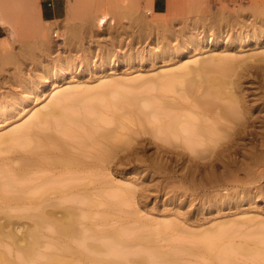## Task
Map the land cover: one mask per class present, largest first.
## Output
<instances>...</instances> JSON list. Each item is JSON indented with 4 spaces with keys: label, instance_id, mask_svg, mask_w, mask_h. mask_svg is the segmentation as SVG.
Segmentation results:
<instances>
[{
    "label": "rangeland",
    "instance_id": "1",
    "mask_svg": "<svg viewBox=\"0 0 264 264\" xmlns=\"http://www.w3.org/2000/svg\"><path fill=\"white\" fill-rule=\"evenodd\" d=\"M143 1L86 0L79 3L81 7L84 2L87 6L84 15L79 13L80 17L74 16L75 18L68 20L64 17L66 6L73 0H59V5L63 7V16L52 21L38 17L37 9L45 5L46 0H29L30 3L32 2L29 7H26L25 0H3L1 6L3 14L0 13L3 24L0 22V25L5 28V33L0 38V113L7 104L14 105V109L9 112L8 118L0 117V134L4 135L6 131L29 122L34 118V111L37 108L45 111L47 104L57 102L56 95L65 93L67 95L65 103L62 104L61 101L57 104L60 106L58 108H61L60 112L78 115L84 111L86 117L95 125L97 112L88 111L87 107L96 106L105 121L102 125L107 130H115L114 133L120 138L131 139L128 145L118 148L119 159L115 158L114 161L98 168L91 167L93 169L76 172V179L70 178L56 182L55 178H68V174L55 172L59 168L52 167V170L45 168L39 169V172L33 170L25 178L18 179L13 170L19 166L22 159L24 160L22 156L29 154L26 150H29L39 139L37 137L44 134L59 136L60 140L68 142L72 153L79 151L75 147V139L78 137L60 133L57 118H50L52 124L46 122L35 124L30 128L26 138H1L0 177L12 175V185H15L17 190L10 193L11 205L0 211V224L4 221L5 212L9 214V223L5 227L4 234L0 235V255H3V258H0V264H45L47 256L52 254L63 255L65 261L72 260L71 254L63 252L58 247L64 241L58 238L50 224L44 222L38 226L35 223V214L41 210L44 209L59 218L65 211L64 207L69 205L75 207L73 211L79 217L78 227L85 232L91 228L95 233V236L89 237L86 242L99 248L98 252H94L84 244L72 242L73 250L78 251L80 255L79 259H75V262L79 264H103L97 262L117 260L115 252L104 250L105 247L111 246L109 234L114 231H123L129 240V245L124 249L126 258H122L124 264H131V262L147 264L146 261L149 258H153L155 264H233L228 257H218L215 249H206L203 246V239L218 229L224 230L218 241V252L223 249L226 254H229L226 256H230L234 264L264 262V254L254 258L249 253L254 242L264 239V188L260 190L256 188L259 185L264 186V176H259V171L246 174L234 172L226 176V173L224 174L227 184H234L237 179L247 182L246 185H249V189L252 190L247 195L252 198H247L244 191L235 187L230 188L224 184L210 186L209 181L217 180L216 177L220 178L218 176L220 169L215 171L216 177L210 174L208 168H197L195 171L191 169L194 162H204L207 159V157L198 158L194 155L205 147L204 138L208 137V133L196 134L198 143L192 153L177 146L182 144L188 135L187 128L190 125L187 126V124L191 119L194 123L190 124L195 129L203 124L190 110L194 103L190 91H194L192 89L197 83L199 82L198 86H205L222 73H233L238 63L253 64L258 60L264 63V52L249 46L233 51L224 48L208 50L203 47L200 51L188 49L190 52H185L178 57L157 58L154 62L146 61L143 65H140L137 60L132 63L133 65L130 63L126 64L127 66L120 65L118 59L114 62L119 55L136 56L148 48H152L150 49L152 54L158 55L163 44L170 45L171 49L173 44L186 45L185 39L192 37L193 31L202 29L209 23L212 25V22L204 19L205 4H210L211 11L219 7L231 9V11L236 8H253L260 11L264 9V2L241 0L224 3L219 0H179L183 2L175 5L178 0H174L175 3L172 1L174 12L170 14L168 20L170 23H166L167 30L164 28L161 31V29L143 28L135 19L137 12L145 13L146 8H149V5L144 4ZM167 4L168 0H166V6ZM160 13L155 11L146 17L148 21L153 22L162 17ZM202 14L204 17L201 16ZM252 18L250 14L247 16L248 21ZM5 21L14 27L15 35H11ZM215 30L213 28V31ZM53 31H56V37L52 35ZM157 31H160L159 35ZM213 35L217 36L215 33ZM46 43H49V46H46ZM105 55H110L112 58L109 68L107 67L102 75L89 72L81 74L80 67L95 66ZM66 66L77 67L73 69L72 78L54 89L51 84L45 82L51 78H46L44 84L42 83L44 86H40V92H37L39 96L33 98L34 95L28 93V88L33 85V77L37 72L47 77L56 69ZM175 71L179 73V77L169 86L165 85V76L154 77L158 73L170 75ZM252 74L256 79L254 83L245 79L244 83L247 86L245 88L247 91L250 87L249 91H258L256 81L262 77L264 81V76L260 77L261 74L255 69L252 70ZM113 78H115L114 81H112ZM116 78H118L117 81L123 78L138 80L135 83L132 79L135 84L128 86L132 82L128 79L127 87L122 85L123 87L118 88L119 92L122 91L128 96L130 94H134L133 97L140 96L139 98L142 99L138 100L139 103L131 102L130 104L124 101L123 106H126V110L118 107L119 104L116 107L115 104L114 106L111 104L112 107H109L110 104L107 105L106 99L114 102L118 98L117 87L112 86L113 83H111L115 82ZM157 81L158 83L160 81V86ZM109 84L111 88H114H110L107 96L101 97L99 93L97 95L100 88H109ZM186 85L188 86L185 87ZM159 97L164 98L165 102L159 100ZM17 98L20 99V104H17ZM148 99L153 102L152 105L149 104ZM176 110L182 114L174 113ZM171 112L183 119L182 124H185L187 128L179 125L178 127L184 131L181 129L178 133H171L174 131L171 127L177 125L175 123L174 126L170 122L172 121ZM166 116L169 122L166 124L171 130L161 126L162 122H167ZM165 118L166 120L162 121ZM186 118H190V121ZM178 119H176L177 123ZM185 119L189 123L186 124ZM185 134L187 135L183 138ZM194 136L190 135L191 138ZM54 139L57 138H52ZM50 146L51 149L48 146L40 148L42 155L53 156L52 154L58 152L59 146L55 144ZM157 147L186 151L188 154L173 157L163 152L157 155L155 153ZM95 149L96 147H87L88 152H94ZM132 149L134 153L129 155ZM201 154L207 156L208 153L203 151ZM90 159L91 157L85 158L86 161ZM43 164L46 167L48 165V163ZM252 166L254 167L252 169L256 170L262 168L257 169V166ZM7 176L4 179L8 180L9 176ZM49 178L51 179L47 180ZM3 184L5 186L6 181L3 180ZM64 185H68L64 187L67 195L61 196L58 192ZM232 189L235 192H230ZM214 194H221V199L214 202ZM17 198L18 200H15ZM161 225L164 226V230L160 231ZM33 232H37L34 242L39 255L28 263L21 258V254L31 239L29 233ZM149 234L152 238L146 241L143 236ZM113 245H115L114 249L119 247L117 244ZM243 245L248 247V251L237 250ZM155 252L159 256L155 255ZM84 256L98 261L85 260ZM56 264H62V262Z\"/></svg>",
    "mask_w": 264,
    "mask_h": 264
},
{
    "label": "bare ground",
    "instance_id": "2",
    "mask_svg": "<svg viewBox=\"0 0 264 264\" xmlns=\"http://www.w3.org/2000/svg\"><path fill=\"white\" fill-rule=\"evenodd\" d=\"M83 1H86V0H73V2L69 4L67 3L66 13L64 17L70 20L74 16L80 17L79 13L84 15V12L87 9V6L84 5L85 4L84 2L82 6L85 8L81 7L80 4ZM172 1L174 0H168V4L166 6L165 12L160 13V16L162 17L160 19L157 17L159 20H155L152 22V21H148V17H146V15H149L155 12L152 8V0H144L143 1L144 4L146 3L147 5H149V8H146L145 13L135 12L136 13L135 19L138 20V23L140 26L142 25L143 28H146V29L148 28V30L149 29H157V30L161 29L162 31L164 28H165L164 30H167L166 28L168 24L166 25V23H170V21L168 22L169 16L170 14H172V12H174L173 11L174 7L172 8L173 6ZM194 1H198V0H194ZM180 2H183V1L178 0L176 3L175 1L173 3H175V5L176 4L178 5V3L180 4ZM259 2H262V0ZM24 3L26 4V7H29L32 4V2L31 3L29 2V0L28 1L25 0ZM2 4H3V0H0V13L1 14H3L2 7H1ZM78 8H81V9L78 10ZM211 10H212V7L210 6V4H205L204 13L206 14L205 15L206 17L203 16L204 14H202L201 16L204 17V19L206 18L207 21L212 22L211 23L212 25L214 23V26L209 25L210 24L209 23L207 25L205 24L206 27L202 29L199 28L198 30L193 31V33L191 34L192 37H189V38L187 37L185 39L186 45H183L184 43H177L176 45L173 44V47L171 49L170 45L163 44L161 45V49L158 55L152 54L150 50L152 48H148L146 49V51H143V53H140L139 55H136V56L131 55L129 57L127 54L125 56L119 55L116 57V59H114V62L115 60L118 59L120 65L123 66L126 64H130V63L131 65H133L132 63L135 60H137V62L140 65H143V63L146 61L154 62L155 59L157 58L165 59L171 56L178 57L184 54L185 52H190L188 49H191L193 51L195 50L200 51L203 47L207 48L208 50L224 48L225 50L233 51L237 48L249 46L250 48L259 49V51L264 52V9L257 11V10H254L253 8H248V9L247 8L237 9L236 8L231 11V9L226 10V8L223 9L219 7L215 11H211ZM37 13H38V17L42 18L40 14V8L37 9ZM249 14L250 16L252 15L253 17L252 19H249L250 21L247 20V16ZM56 20L58 19L57 18L52 19V21H56ZM0 22L3 24V21L1 18H0ZM4 23H6L9 26L11 35H15L14 27L8 21H5ZM213 28L216 30L213 31ZM140 29L142 30V28ZM158 32L160 31H157V34L159 35ZM214 33L217 36H214L213 35ZM52 35L56 37L57 36L56 31H53ZM188 39L189 41H187ZM45 45L49 46V43L48 44L46 43ZM167 46H169V48H167ZM111 56L105 55L103 59L100 60V63L95 66L89 65L85 67L84 65L80 67L81 74L84 75L83 73L88 74L87 72H89L91 74L100 73L102 75V73L107 70V67L109 68L110 60L112 58ZM75 68L74 66L61 67V68L56 69V71H54L52 74H49L47 77L45 76V74L37 72L35 76L33 77L34 81L32 80L34 82L33 85H31L30 88H28V93L33 94L34 97L33 96L32 97L35 98L38 95L37 92H40L39 87L44 86L43 85L45 81L44 79L46 78H51L50 80H47L45 82L49 83V85L51 84V87L53 89L56 87H59L62 84V82L73 77L72 72H73V69ZM254 69L257 73L261 74V75L259 74L260 77L264 76V63H262L261 60H258L253 64H242L241 65V63L240 64L238 63L233 73L232 72H230L231 74L222 73L221 76L213 78L210 84L208 83L209 85L207 84L205 86L204 85L198 86L199 82L197 81L198 83L196 87L192 89L194 91H190V96L192 97V100L194 102L193 108L190 107V110L196 116H198V119H200V121L203 123L202 126L198 127V129L196 128L197 130L195 129V127H193V125L190 124L193 121L192 119L190 121V118H186L187 120L189 119L190 123L189 121H186L185 119L186 124L187 122L189 123L187 124V126L188 125L191 126L190 130H189L190 126H188L187 128L185 124H182L183 119L179 116L182 113H180L179 110H176L174 112V113H179V115L174 114V113L173 115L171 112V115L173 117L171 116L172 121H170L174 126H175V123L177 124L176 127H171V129L174 128V131H171V133H178V131L182 129V128L180 129L178 125L181 127L185 126L184 128H187L188 131L185 130V132L187 131L188 135L187 134L183 135V138L186 135L188 136V138L186 136L182 144L177 145V146L182 147L184 150H186L189 153H192L193 148H196L197 146L198 141L196 140V136H197L196 134L198 133L199 135V133L201 132L208 133L207 135L208 137L204 138L205 147L201 150H198L196 154L194 155V157H198V158L207 157V159L204 162H199V161L194 162L191 165L192 166L191 169L193 171H195L197 168L199 169L208 168L209 171L211 172L210 174L216 177L214 173L217 169H220L218 173V176L220 178L216 177L218 181L215 179H212L211 181H209V185L214 186V187L218 185H223V184L228 185L230 186V188L235 187V188H238V190L244 191L246 195L249 191H252L249 189V185H246L247 182L242 181L241 179H237L234 184H227L225 183L224 178L227 174H232L234 172L238 174H242V173L246 174L252 171H259L258 175L264 176V81H262L263 77L260 80L257 79L259 81V82L256 81L258 83V84L256 83L258 85L257 89L259 88L258 91H249L251 87L247 91L246 90L247 86L244 83L245 79H248L250 83L251 82L254 83L256 79L254 75L252 74V70ZM81 74H78V75H81ZM158 76H165V79H164L165 85L169 86L170 84L172 85V83H174L175 80H177V78L179 77V73H176V71L174 74H170V75L164 74V73H158L157 76H154V77H158ZM114 79L115 78H113L112 81H114ZM117 79L118 78H116V81H115L117 82V84H114L115 82H111L113 83L112 86L116 85L115 86L117 87L116 92H119L120 90L118 88L119 86L123 87L124 85L127 84L126 82H128V79L132 81L131 82L129 80V83L130 82L131 83L128 84V86L134 82L136 83V81L138 82V80L134 78H126L127 80L123 78L121 79V81H119L120 79L117 81ZM132 79L135 81L133 82ZM122 80L124 81L126 80V81L124 82ZM118 82L120 83V85ZM187 86L188 85H186L185 87ZM107 88L108 87H102L100 89L98 88L99 90L98 91L96 90L97 95L101 94L100 95L101 97L105 95L107 96L108 95L107 92L114 87L111 88V85H110V87L108 89ZM130 95L128 96L124 94L122 91H120L119 93H117L118 98H116V101L110 102L108 99H106L108 102L107 105L110 104L109 107L110 106L112 107V105L114 106V104H115V107L118 104L123 106L124 101L130 102V104H132L131 102L139 103V101L142 99V98H139L140 96L139 97L136 96V94H135L136 97H133L134 94L133 95L130 94ZM66 96L67 95L65 93L56 95L55 97H58L56 100L57 102L54 101L50 104H47L45 106V111H43L41 108L39 109L37 108L34 111V118H32V120H30L29 122L23 125H20L19 127L12 128V130L8 132L6 131V134L4 133V135L3 133L0 134V140L1 138L3 139L4 138L5 139L7 138L15 139V138H20V137L23 138L29 134L30 128H32V126H34L35 124H38V123L40 124V123H45V122L52 124L51 119L55 117L59 120V121L57 120V124L60 125V128H59L60 133L66 136H70V137H78L75 139L76 141L75 147L79 151L72 153L69 147L70 144L68 142L67 143L64 142V140H60L61 138L59 136H54L51 134H44L43 136H38L37 138L39 139L38 140L35 139L36 142L33 143V146L30 147L29 150H26V152H28L29 154L26 155L23 153L24 155L22 154L23 155L22 158H24V160L22 159L21 163H19V166L17 168H14L13 170L15 177H18V179L25 178L28 174L33 172V170L34 171L36 170V172H39V169H42V168L43 170L44 168L52 170V167L59 168L58 171H55V172H59L61 174H68V178H58V179L55 178L54 181L61 182V181L68 180L70 178L76 179L75 178L76 172L83 171L86 169L88 170L93 169L91 167L98 168L104 164H108L114 161L115 158L119 159L118 148H120L122 145H128V141L131 138H120L118 135L114 133L115 130L114 131L107 130L106 127L102 125L103 123H105V121L102 119L100 110L96 106L91 105L87 107L88 111L94 110L97 112L96 113L97 116L95 118V120L97 121L95 125L86 117L84 111H81V113H79L78 115L77 114L74 115L71 112H70L71 114H69V112H67L68 114L62 113L65 111L60 112L59 110L61 108H58L60 106H57V104H60L59 102L61 101H62V104L65 103L64 101L67 100ZM163 99L160 98L159 100H163ZM147 101L149 102V104L151 105L153 104L151 100L148 99ZM16 102L17 104L21 103L20 99H18ZM16 102H15V105H16ZM119 105L118 107L124 108L126 110L125 108L126 106L122 107ZM13 106L14 105L12 104L11 105L7 104V106H5L6 108L4 110L2 109V112L0 113V117L2 118L4 117V119L5 117L8 118L7 116L9 112L12 109H14ZM168 116H170V114H168ZM176 117H179L180 119ZM166 118H167V122L166 121L164 123L162 122L161 126L162 128L167 127L169 128V130H171L170 127H168L169 125L166 124V123H169L167 116ZM166 118L162 119V121L166 120ZM176 119H178V123ZM180 122H181V125H180ZM193 123L194 122H192V124ZM172 124H170V126ZM256 126L258 129L256 128ZM177 127H178V130H176ZM192 127L194 129H192ZM163 131H165V129H163ZM181 131H184V130L182 129ZM168 133H170V131ZM189 134L195 135L194 138L193 137L191 138ZM52 138H57V139L52 140ZM168 142L172 144L171 141H168ZM51 144H55L59 146L58 152L56 154H52L53 156L42 155V151L40 150V148L42 146H48V148L51 149V146H50ZM172 146L176 147L174 145ZM87 147H96V149L94 152H88ZM186 151L181 152L179 150H170L168 148L157 147L155 153L157 155H160L161 153L165 152V153L171 154L173 157H178V156L187 155L188 153ZM203 151H206L208 153L207 156L201 154ZM133 153H134V149H132L129 152V155ZM86 157H91V159L89 161H86L85 160ZM43 163H48L47 165L48 168ZM252 165L257 166L256 167L257 169L260 167L262 168L260 170L252 169L254 168ZM8 176H7L8 180L4 179V177L2 178L0 177V179H2V181L0 182V211L1 212H2L1 209L8 208L11 205L12 196L10 193L13 192L14 190H17V187L15 185H12V181H13L12 175H8ZM9 179L11 180L9 181ZM50 179L51 178L47 180H50ZM220 179L222 181H220ZM3 180L6 181L5 186H4L5 183L2 185ZM68 185H72V184H68ZM68 185H64L59 190L58 194L61 196H66L67 192L64 189V187L65 186L68 187ZM256 188L260 190V189H263L264 186L259 185V186H256ZM19 189L24 190V188H19ZM230 192L233 193L235 192V190L232 189V191ZM227 195H229V193H227ZM247 196H248L247 198H252L249 195ZM220 197H222L221 194H214V202L220 200L221 199ZM15 200H18V198ZM74 208L75 207L73 205L64 207L65 211L63 212V215L59 218H56L53 214L48 213L44 209L35 214V217H36L35 223L39 226V224L48 222L50 226L52 227L53 231L57 234L58 238L61 241H64L63 244L62 245L60 244L58 247L63 252L71 254V257H72V260L65 261L63 258V255L52 254V255L47 256L45 264H56L57 262H62V264H79L78 262H75V259H79V256H80L79 252L76 250H73V246L71 244L74 241L86 245V247L90 249L91 251L98 252L99 248L97 246L86 242V240L89 237L95 236L93 229L89 228L87 230L88 232H85L83 229L78 227L79 217L73 211ZM3 219H4L3 223L0 224V235L4 234L5 227L9 223V214L5 212V214L3 215ZM159 230L160 231L164 230V226L161 225V228ZM223 231L224 230L222 229H218L213 234L206 236L203 239L204 241L203 246L206 249H211V248L215 249L217 251L218 257L220 258L228 257L229 258L228 260L234 264L231 257L226 256L229 254H226L223 249L220 250L221 252H218L219 251L218 241H219V238L224 233ZM29 235L31 239L28 241L26 248L23 249V252L21 254V258L25 262H28V263L32 262L34 258L39 255L37 253L36 245L34 242V239L37 237V232H33L32 234L29 233ZM109 236H110L111 246L105 247L104 250H111L115 252L118 257L117 260H109L104 263L102 261L96 260L95 258H89L88 256H84L83 259L85 260L90 259L93 262L98 261L97 263H103V264H124L125 262L123 261L122 258H126V251L124 249L126 248V246L129 245L128 243L129 240L127 239L123 231H114L110 233ZM143 238L146 241H149L152 238V236L150 234L144 235ZM113 244H117L119 247L114 249L115 245ZM247 248L248 247L246 245H243L237 248V250L245 252V251H248ZM249 253L254 258H256V256L263 255L264 254V239L254 242L253 248L250 249ZM154 254L159 256V254L156 252ZM0 258L1 259L3 258L2 254L0 255ZM146 262L147 264H155V261L153 258H149ZM131 264L133 263L131 262ZM258 264H264V262H258Z\"/></svg>",
    "mask_w": 264,
    "mask_h": 264
},
{
    "label": "crops",
    "instance_id": "3",
    "mask_svg": "<svg viewBox=\"0 0 264 264\" xmlns=\"http://www.w3.org/2000/svg\"><path fill=\"white\" fill-rule=\"evenodd\" d=\"M224 3H234L239 2L241 0H219ZM261 1V0H257ZM48 2L50 5H48ZM264 2V0H262ZM59 0H46L45 5H41L40 14L42 18H46L47 20L58 19L63 16V7H61ZM152 8L154 11L162 12L166 8V0H152ZM5 28L0 25V38L4 36Z\"/></svg>",
    "mask_w": 264,
    "mask_h": 264
},
{
    "label": "built area",
    "instance_id": "4",
    "mask_svg": "<svg viewBox=\"0 0 264 264\" xmlns=\"http://www.w3.org/2000/svg\"><path fill=\"white\" fill-rule=\"evenodd\" d=\"M48 5H50V3L48 2Z\"/></svg>",
    "mask_w": 264,
    "mask_h": 264
}]
</instances>
